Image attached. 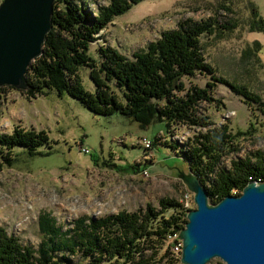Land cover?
Wrapping results in <instances>:
<instances>
[{
	"label": "rangeland",
	"instance_id": "rangeland-1",
	"mask_svg": "<svg viewBox=\"0 0 264 264\" xmlns=\"http://www.w3.org/2000/svg\"><path fill=\"white\" fill-rule=\"evenodd\" d=\"M108 1L85 0V9L94 14ZM187 18L214 21L211 32L200 36L205 61L217 76L246 87L261 102H249L217 83L211 93L222 104L201 103L214 124H227L232 134L236 149L216 167L228 169L231 160L264 149V0H141L114 16L95 35L88 52L95 59L99 47L112 46L131 58ZM78 73L85 89L92 91L89 69L80 68ZM182 80L187 87L205 86L210 79L195 73ZM4 86H0V132H10L16 125L44 130L52 147L41 148L50 152L47 155L0 170V227L21 243L37 246L42 210L50 212L64 230L82 215L131 212L147 203L158 208L160 197L178 199L187 211L195 207L193 193L182 178L192 173L180 150L204 130L201 127L177 123L166 132L165 123L158 121L141 128L119 112L94 114L67 93L59 96L47 90L29 97L22 89ZM157 136H161L159 145L153 143ZM142 139L149 140V146ZM179 232L167 240L172 243L168 264H183ZM218 261L213 258L206 264ZM162 262L157 264H167ZM72 264L87 260L76 255Z\"/></svg>",
	"mask_w": 264,
	"mask_h": 264
},
{
	"label": "trees",
	"instance_id": "trees-1",
	"mask_svg": "<svg viewBox=\"0 0 264 264\" xmlns=\"http://www.w3.org/2000/svg\"><path fill=\"white\" fill-rule=\"evenodd\" d=\"M78 1H54L51 29L41 54L25 75V95L34 97L47 90H55L59 96L67 93L94 114L119 112L141 128L158 121L165 123L166 132L177 123L201 127L204 130L180 153L212 204L228 194H240L251 180L264 181V149L231 160L228 169L216 168L220 159L236 148L228 125H215L201 103L222 104L211 93L217 83L229 86L249 102H261L246 87L217 76L205 61L200 36L211 32L213 20L184 19L145 49L133 52L131 58L112 46H103L94 59L88 49L95 35L114 16L141 0H109L94 14L85 9V0ZM83 67L89 69L92 91L81 82L78 72ZM195 73L208 75L210 80L205 86L186 87L182 78ZM160 137L153 140L155 145L160 144ZM42 147L52 148L44 130L16 125L10 132H0V170L50 153ZM186 211L178 199L160 197L158 208L147 203L144 209L131 212L82 215L63 230L50 212L42 210L38 214L41 239L36 247L21 243L0 227V264H72L76 255L87 264H168L172 243L167 240L183 229Z\"/></svg>",
	"mask_w": 264,
	"mask_h": 264
},
{
	"label": "water",
	"instance_id": "water-1",
	"mask_svg": "<svg viewBox=\"0 0 264 264\" xmlns=\"http://www.w3.org/2000/svg\"><path fill=\"white\" fill-rule=\"evenodd\" d=\"M55 0L0 2V86L26 90L25 74L41 54L51 28ZM195 207L186 213L179 232L180 262L264 264V181L248 182L239 195L228 194L215 204L196 176L182 175Z\"/></svg>",
	"mask_w": 264,
	"mask_h": 264
},
{
	"label": "built area",
	"instance_id": "built-area-1",
	"mask_svg": "<svg viewBox=\"0 0 264 264\" xmlns=\"http://www.w3.org/2000/svg\"><path fill=\"white\" fill-rule=\"evenodd\" d=\"M142 143L145 145V146H149L150 144V141L147 140V139H142ZM143 173H146V170H143ZM174 235V234H173ZM175 250H179V244L175 246Z\"/></svg>",
	"mask_w": 264,
	"mask_h": 264
},
{
	"label": "bare ground",
	"instance_id": "bare-ground-1",
	"mask_svg": "<svg viewBox=\"0 0 264 264\" xmlns=\"http://www.w3.org/2000/svg\"><path fill=\"white\" fill-rule=\"evenodd\" d=\"M194 176H195V175H194ZM251 181H254V180H251ZM254 182H255L256 184H257V183H260V182H256V181H254ZM262 182H263V181H262ZM202 186H203V185H202ZM233 195H234V194H233ZM214 204H215V203H214ZM181 245H182V244H181Z\"/></svg>",
	"mask_w": 264,
	"mask_h": 264
}]
</instances>
